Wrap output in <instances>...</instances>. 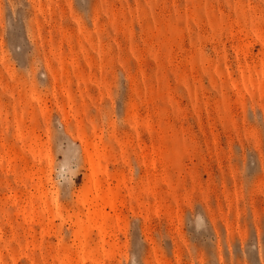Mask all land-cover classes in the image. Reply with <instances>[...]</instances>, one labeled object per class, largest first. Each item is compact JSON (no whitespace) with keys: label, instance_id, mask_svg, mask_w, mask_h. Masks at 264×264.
<instances>
[{"label":"rangeland","instance_id":"374dc122","mask_svg":"<svg viewBox=\"0 0 264 264\" xmlns=\"http://www.w3.org/2000/svg\"><path fill=\"white\" fill-rule=\"evenodd\" d=\"M0 264H264V0H0Z\"/></svg>","mask_w":264,"mask_h":264},{"label":"bare ground","instance_id":"6f19581e","mask_svg":"<svg viewBox=\"0 0 264 264\" xmlns=\"http://www.w3.org/2000/svg\"><path fill=\"white\" fill-rule=\"evenodd\" d=\"M88 148L85 147V150L87 153V158H88V162H89L90 166L91 167L92 166L98 167L99 166V159H98V155H97L96 146L93 145L91 147L92 148L91 151H89ZM91 186H93L94 190H96L97 189L96 187L98 186L97 181L96 180L91 181ZM107 195H109V194L107 193ZM99 199H100V196H98L96 194L94 197H92L90 199H88V197H85L84 202H90L93 205V207H95L97 205V202L99 201ZM108 200H109V204H111V198H109Z\"/></svg>","mask_w":264,"mask_h":264}]
</instances>
